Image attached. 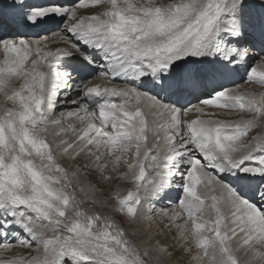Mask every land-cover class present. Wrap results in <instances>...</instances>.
<instances>
[{
  "label": "snow or ice",
  "instance_id": "1",
  "mask_svg": "<svg viewBox=\"0 0 264 264\" xmlns=\"http://www.w3.org/2000/svg\"><path fill=\"white\" fill-rule=\"evenodd\" d=\"M241 73L264 87V0H0V247L36 252L0 264H264V95ZM205 106L252 115L187 119ZM92 175L133 188L103 200Z\"/></svg>",
  "mask_w": 264,
  "mask_h": 264
},
{
  "label": "bare ground",
  "instance_id": "2",
  "mask_svg": "<svg viewBox=\"0 0 264 264\" xmlns=\"http://www.w3.org/2000/svg\"><path fill=\"white\" fill-rule=\"evenodd\" d=\"M144 1L145 0H132L133 3H143ZM35 2L42 3L43 0H35ZM146 2H147V0H146ZM99 7L100 6H97V9ZM88 10L89 11H93L94 8L89 7V8L80 9V12L83 15H89V14H87ZM27 31L30 32V33H34V32H38L40 30L39 29L28 30V29L21 28L19 30V34H24ZM52 32L55 33L54 31H52ZM57 46H63V45H51V47L53 49L55 47H57ZM232 80L238 86L239 91L242 94H249V95H256V96L264 95V87H262L259 84L245 82L242 79V73L234 75L232 77ZM94 83H100L101 85L111 86L108 82L100 80V79L95 80ZM115 83L119 84L120 86L123 85V81H121V80H117V81H115ZM20 84H22V81H18L16 86L19 87ZM116 99H118V98H116ZM12 106H13L12 103L10 101H6V99L3 96V94L0 93V110H3V108H10ZM59 110H60V107L58 106L56 111L58 112ZM142 111L145 114L146 120L151 122L154 119V117H152L151 113L146 108L142 109ZM222 115H224V118H222ZM251 115H252L251 113H239V112H236V111H231L230 112L227 109H217V108H215L213 106H205L204 114H197V113L193 112L187 117V119L188 120L209 119V120H214V121H217V120H219V121H236V120H240V119H245V120L246 119H250ZM214 116L215 117L218 116V117L214 118ZM253 134H255L254 136H260V137L264 138V125H262V124H260L258 122V124L249 132L248 135L251 136ZM88 179L92 182V185H94L95 189H100V188H104L105 189L102 195L97 194V195H100V199H103V200H108L109 192L111 190H114V192H115V190L117 188H119L121 193L124 194L125 193L124 191L130 190V189L133 188V185H132V183L130 181L114 180L112 182L111 188L109 189L108 186H106L104 184H101V183H98L97 177L95 175L90 176ZM199 187L200 186H198V190H199ZM83 195L84 194H82V196ZM176 195H177V192L173 191L172 194H171L172 205L169 208V211H176V212H180L181 211V209H179V207H177L176 203H175ZM111 206H112V202L109 201V206L107 208H103V207L100 206V209L102 211H105V214L109 213V215H114L118 219V217H120V215L113 213L111 211ZM164 206H166V207L168 206L167 201L164 202ZM185 216H186V214H185ZM158 219L159 218H156L155 221H144V222H137L136 224H130V227H129L131 229V231H130L131 234L130 235H132L133 229H136L137 235H133V236L137 240V242L138 241L140 242L142 239H144V237L147 235L148 232H152V233L159 232L160 229L155 226V224L158 221ZM180 222H182V221H180ZM149 225H152V227H148ZM175 235H176V233H175V230L173 229L172 231H165V233L163 235L155 236V239L160 240L162 244H165V245L169 246V249L172 250L174 247H177V241L175 239ZM151 243H154V241L150 242V244ZM184 246L193 248V251H192L191 255H196L197 252L200 251L199 249H196L194 247V243L190 239H189L188 242H186L184 244ZM13 248L14 247L5 250V249H3L1 247V249H0V260H3V261L19 260L21 257L24 256L23 252L19 253L18 250L12 251ZM21 250H23V249H21ZM30 251L33 253V256L36 255L35 250H33V249L31 250L30 249ZM27 252H29L28 249H27ZM25 255H26V253H25ZM237 255L239 256V259L241 261H244V260L247 259V257L245 256V254L242 251L237 253ZM24 257H25V259L28 258L26 256H24ZM31 257H32V255H31ZM171 260H172L173 264H176L177 261H179V264H194V262H192L190 260L189 255H186V254L182 255L180 251H176L175 255L171 258Z\"/></svg>",
  "mask_w": 264,
  "mask_h": 264
},
{
  "label": "rangeland",
  "instance_id": "3",
  "mask_svg": "<svg viewBox=\"0 0 264 264\" xmlns=\"http://www.w3.org/2000/svg\"><path fill=\"white\" fill-rule=\"evenodd\" d=\"M144 2H146V0L144 1ZM156 2L157 3H166V2H168V0H156ZM96 10L97 9H94L93 11H87V14H89V15H94V14H96ZM93 12V13H92ZM52 31H54L55 32V29H53ZM225 115V114H224ZM224 115H222V118H224ZM218 116H214V118H217ZM256 134V133H255ZM255 134H253V135H251V136H254ZM93 187H94V185H92ZM104 187V186H103ZM125 188V187H124ZM98 190V189H97ZM112 192H114V190H111ZM127 191V190H126ZM126 191H124V192H126ZM97 194H99L98 192H97ZM91 203V204H90ZM87 204V205H86ZM85 205H82V208L84 209V210H86V211H89V212H92V211H100L101 209H100V204H93L92 202H91V200H89L87 203H86ZM97 205V206H96ZM101 212H103L104 214H105V211H102L101 210ZM105 215H109V213H106ZM119 215V214H118ZM109 216H111L112 218H114L116 221H117V223H119L122 227H124L127 231H128V233H129V237L131 238V239H134V240H136L135 238H134V236L133 235H130L131 234V229L129 228L130 227V224L128 223V221L125 219V217L124 216H122V215H120V217H118V219H117V217L116 216H114V215H109ZM137 241V240H136ZM137 243H140L139 241L137 242ZM143 246V245H142ZM14 248H13V250L12 251H14V250H18L19 251V253H22L23 252V255L24 256H26V257H28L27 259H31V255L33 256V253L30 251V248H24V247H20V246H18V245H15V246H13ZM0 249H1V247H0ZM21 249H23V250H21ZM27 249H28V251L29 252H27ZM32 250V249H31ZM34 250V249H33ZM26 251V252H25ZM25 253H26V255H25ZM28 253V254H27ZM23 256V258H25Z\"/></svg>",
  "mask_w": 264,
  "mask_h": 264
}]
</instances>
